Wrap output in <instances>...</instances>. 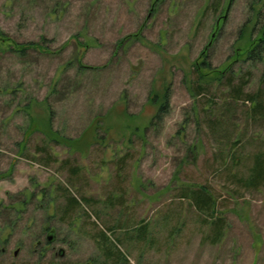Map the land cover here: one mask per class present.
<instances>
[{
	"label": "rangeland",
	"instance_id": "rangeland-1",
	"mask_svg": "<svg viewBox=\"0 0 264 264\" xmlns=\"http://www.w3.org/2000/svg\"><path fill=\"white\" fill-rule=\"evenodd\" d=\"M257 21L264 0H0V264L102 261L97 234L115 225L129 264H264V186L239 185L222 158L226 135L243 162L264 152V121L226 83L263 90L264 52L246 58ZM203 62L212 85L197 97ZM60 185L82 200L68 223ZM202 186L212 219L182 197ZM145 224L151 241H130Z\"/></svg>",
	"mask_w": 264,
	"mask_h": 264
},
{
	"label": "trees",
	"instance_id": "trees-1",
	"mask_svg": "<svg viewBox=\"0 0 264 264\" xmlns=\"http://www.w3.org/2000/svg\"><path fill=\"white\" fill-rule=\"evenodd\" d=\"M222 2V0H221ZM259 28V39L256 44H254L246 53L247 60L253 61H260L262 60V54L264 52V21L260 24L259 21L255 24V29ZM9 40L7 35L0 30V46L5 45ZM12 43L8 44V49L11 52L17 53L20 56H24L29 51H37L40 53H48V48L40 43H27V44H19L15 41H11ZM207 63L203 62L202 66H195L194 68V79L192 83V93L197 97H201L204 90H206L207 85H212L209 81L206 80V75L203 73ZM227 76L224 72L218 73L216 78L214 79L215 83L222 84L224 79ZM264 81V80H263ZM227 86L231 87V99L233 101L239 102L243 100L244 103L246 101L254 103V106L250 109L251 111L248 112L249 118L252 120H260L264 121V86L263 90L259 91L257 95H244V85L239 84L237 86L232 85V79L226 80ZM153 103L158 104V112L155 118L160 119L161 115L164 114L168 107V97L167 94H163L161 101L159 102V96L155 95L152 99ZM159 102V103H158ZM215 111V109L213 110ZM219 123H214V129L220 133L223 132V124L221 120L218 121ZM49 130L51 129V121L49 119ZM50 132V131H49ZM226 133V131H225ZM52 134V133H51ZM56 134V133H55ZM57 135V134H56ZM49 137V134L47 135ZM226 144L223 146V155L222 158L224 159V168L227 172L229 177L236 181L239 185H243L250 188L259 189L260 187L264 186V152L260 151L259 153L253 155L250 158H245V162L242 160V155L239 153L236 154L234 151V147L228 145L229 138L226 135ZM52 140L56 143L59 141L55 138ZM239 141V140H238ZM225 142V141H223ZM237 142V141H236ZM225 154V155H224ZM248 164L250 167H247L246 171L241 173H235L234 167H239V165ZM73 173H76V169L74 167L71 168ZM72 188L65 186H59L56 188V192H59L61 196H63L64 202L60 206V213H61V220L63 222H71L74 218V214L77 212L78 209L81 208L82 200H80L77 196H75L72 192ZM184 199H188L191 204L202 214H204L207 218L212 219L216 214V204L217 201L215 197L208 192L206 186L199 187L197 189H188L183 193L182 196ZM88 204V201H86ZM98 219L100 217H97ZM222 218H217L215 221H212L214 225V241L220 240L222 237V228L223 222ZM94 226H97L96 223H93ZM120 228V225H115L108 227L99 231L97 234V244L99 246V250L102 252L104 259L102 261H90L86 264H129V259L127 255L124 253L122 249V244L124 240L116 237V231ZM151 232L149 230L148 224L145 225H137L132 230V234L129 235L130 241L135 240L140 243H147L146 241L149 240ZM95 238V237H94ZM60 264V263H59ZM71 264H78V263H71Z\"/></svg>",
	"mask_w": 264,
	"mask_h": 264
},
{
	"label": "water",
	"instance_id": "water-1",
	"mask_svg": "<svg viewBox=\"0 0 264 264\" xmlns=\"http://www.w3.org/2000/svg\"><path fill=\"white\" fill-rule=\"evenodd\" d=\"M52 238L50 237L49 240H51ZM16 254H18V252H16Z\"/></svg>",
	"mask_w": 264,
	"mask_h": 264
}]
</instances>
